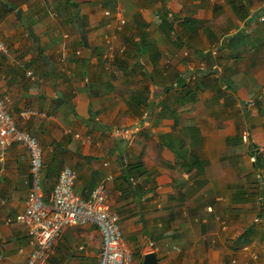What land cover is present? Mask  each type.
<instances>
[{"label": "crops", "instance_id": "crops-1", "mask_svg": "<svg viewBox=\"0 0 264 264\" xmlns=\"http://www.w3.org/2000/svg\"><path fill=\"white\" fill-rule=\"evenodd\" d=\"M261 16L264 0H0V96L41 146L43 200L64 167L83 197L112 174L107 200L135 262L154 251L158 264H264ZM122 126H138L128 142L111 134ZM138 162L129 191L121 175ZM31 182L28 151L12 143L0 264L33 249L15 220ZM101 245L96 225L67 227L42 264H97Z\"/></svg>", "mask_w": 264, "mask_h": 264}, {"label": "built area", "instance_id": "built-area-1", "mask_svg": "<svg viewBox=\"0 0 264 264\" xmlns=\"http://www.w3.org/2000/svg\"><path fill=\"white\" fill-rule=\"evenodd\" d=\"M0 51H7L5 43L1 40ZM19 115L28 118L44 116V113L25 109L20 111ZM137 130L138 126H122L112 129L111 134L128 142ZM12 143H21L26 147L32 179L24 210L15 218L18 223L26 227L33 244L25 264H42L63 229L88 222L96 225L102 235L97 264H141L134 261L131 250L124 242L118 214L110 207L107 200V183L112 181L113 175L104 176L89 194L83 197L74 190L75 171L70 167H64L59 172L48 201H44L40 185L41 146L30 132L17 127L7 99L0 96V163L4 161L7 148ZM251 159L255 161L254 155ZM219 222L220 227L226 229V220L220 218Z\"/></svg>", "mask_w": 264, "mask_h": 264}, {"label": "water", "instance_id": "water-1", "mask_svg": "<svg viewBox=\"0 0 264 264\" xmlns=\"http://www.w3.org/2000/svg\"><path fill=\"white\" fill-rule=\"evenodd\" d=\"M5 6H8L6 3H4ZM12 9H15L16 10V15L21 19V22L22 24L26 27L27 31H28V34L30 35V37L36 41L37 40V37L32 29V27L27 23L26 20H24L22 17H21V12L20 10L16 9V6L15 5H11ZM80 38H81V41H82V44L84 46H88V43H87V37H86V33L85 32H82V34L80 35ZM39 52H41V49L38 48ZM46 60V59H45ZM255 147V145H253ZM143 221V220H142ZM143 225H144V232H147V228L145 227V224L143 222ZM142 262L143 264H158V260H157V256H156V253L154 251H149L147 252L146 254L143 255V259H142Z\"/></svg>", "mask_w": 264, "mask_h": 264}, {"label": "trees", "instance_id": "trees-1", "mask_svg": "<svg viewBox=\"0 0 264 264\" xmlns=\"http://www.w3.org/2000/svg\"><path fill=\"white\" fill-rule=\"evenodd\" d=\"M163 20H165V18L163 19ZM39 56H41V54L39 53L38 54ZM49 74L51 75L52 73L51 72H49ZM257 160V159H256ZM257 162V161H256ZM255 162V163H256ZM254 163V164H255ZM140 162H138L136 165H134V166H130V167H128L127 169H125V172L121 175L122 176V178H123V180L127 183V184H129L128 186H129V191H131L132 189L130 188V177H132V174H133V171L138 167V166H140ZM45 201V200H44ZM259 216H262V214H260ZM252 227L251 226H248V227H246L245 229H244V231L234 240V244L235 245H237V246H239V245H241V244H243V243H245L248 239H249V237L251 236V232H252V229H251ZM148 233V232H147Z\"/></svg>", "mask_w": 264, "mask_h": 264}, {"label": "rangeland", "instance_id": "rangeland-1", "mask_svg": "<svg viewBox=\"0 0 264 264\" xmlns=\"http://www.w3.org/2000/svg\"><path fill=\"white\" fill-rule=\"evenodd\" d=\"M246 137V136H245ZM256 193V192H255ZM254 192H253V194H255ZM223 215V217H220V218H224L225 220H226V223H228V217L226 216V213H223L222 214ZM219 218V219H220ZM175 224H177L176 222H175ZM228 228V226L226 225V229Z\"/></svg>", "mask_w": 264, "mask_h": 264}]
</instances>
